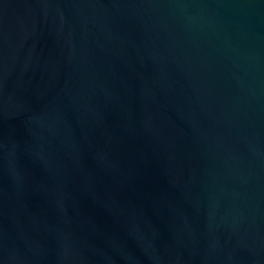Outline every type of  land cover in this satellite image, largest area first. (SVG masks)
Returning a JSON list of instances; mask_svg holds the SVG:
<instances>
[{"label":"water","instance_id":"1","mask_svg":"<svg viewBox=\"0 0 264 264\" xmlns=\"http://www.w3.org/2000/svg\"><path fill=\"white\" fill-rule=\"evenodd\" d=\"M0 264H264V0H0Z\"/></svg>","mask_w":264,"mask_h":264}]
</instances>
